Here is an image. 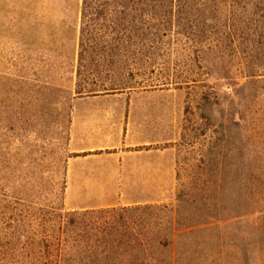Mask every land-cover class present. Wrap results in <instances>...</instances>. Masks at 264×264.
<instances>
[{"label":"rangeland","instance_id":"obj_1","mask_svg":"<svg viewBox=\"0 0 264 264\" xmlns=\"http://www.w3.org/2000/svg\"><path fill=\"white\" fill-rule=\"evenodd\" d=\"M82 8L83 0H0L1 264L41 261L46 246L57 255L61 224L75 211L177 207L180 195L197 201L185 204V217L202 211L220 219L194 241L215 243L219 233L238 232L236 196L264 197V52L258 78L248 80L250 56L210 51L192 39L262 31L225 27L227 14L171 19L154 0L153 20L103 33L109 41L129 37L122 61L110 68L120 90L108 95L124 97L97 105L102 121L110 117L117 126L102 124L100 136L90 137L103 147L91 154L100 156L77 159L70 130L75 105L85 98L75 95ZM122 121L133 135L126 143L109 138L122 132ZM124 144L139 156L124 159ZM153 159L154 181L107 180ZM225 249L202 264H264V255Z\"/></svg>","mask_w":264,"mask_h":264},{"label":"trees","instance_id":"obj_2","mask_svg":"<svg viewBox=\"0 0 264 264\" xmlns=\"http://www.w3.org/2000/svg\"><path fill=\"white\" fill-rule=\"evenodd\" d=\"M159 1L167 6L164 12L171 19L180 20L184 16L195 19L201 15L208 21L210 14H227L225 27L261 30L262 33L240 36L203 34L192 39L195 46L210 51L231 49L250 56L245 60L246 65L250 64L245 78H258L255 71L264 62L260 57L264 52V0ZM153 19L154 0H83L77 98L116 94L120 90L110 68L122 61L118 54L128 45L129 37L109 41L103 33L110 30L124 33L138 21L144 24ZM0 79H6V75L0 73ZM189 200L191 205L197 202L180 195L177 207L146 205L75 211L61 224L60 234L65 239L55 248L57 255H51V248L46 246L48 257L23 264H202L226 254V246L244 258L264 255V197L240 192L232 209L238 232L219 233L217 243L194 241L200 233L214 230L212 220L217 217L202 211H192L185 217L183 209L185 204H190Z\"/></svg>","mask_w":264,"mask_h":264},{"label":"crops","instance_id":"obj_3","mask_svg":"<svg viewBox=\"0 0 264 264\" xmlns=\"http://www.w3.org/2000/svg\"><path fill=\"white\" fill-rule=\"evenodd\" d=\"M117 96L124 95H105V96H93L85 97L79 99L76 103L73 118L71 123L70 130V147L72 152L76 155V158L84 157H97L100 154H91L95 151H100L103 149L102 146L94 144V141L90 140V137H99L101 134V125L107 124L109 127L117 126V121L108 117L109 119L105 122L102 121L101 110L97 109V105L101 104V100L106 98H114ZM92 102V110H89L87 106ZM123 130L120 134L115 133L114 131L110 132L109 138L113 141L120 139L121 143H126L133 138V135L130 132H125V121H122ZM129 126V123H128ZM130 145H125L121 149L123 154L121 155L124 159L138 157V151L132 152ZM71 161V166H73ZM126 165V163L124 162ZM120 177H114L107 180H119V181H154V159L152 162H146L143 164V169L141 170H123L122 173H118ZM128 175H141L142 177H128ZM127 176V177H126ZM146 176V177H145ZM99 180H102L99 178ZM140 204V203H136Z\"/></svg>","mask_w":264,"mask_h":264}]
</instances>
